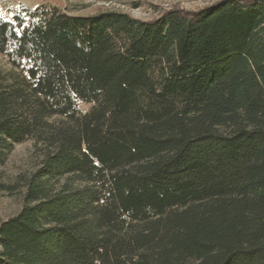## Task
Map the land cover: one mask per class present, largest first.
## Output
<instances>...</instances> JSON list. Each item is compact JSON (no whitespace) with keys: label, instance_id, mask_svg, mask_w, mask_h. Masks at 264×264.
I'll return each instance as SVG.
<instances>
[{"label":"trees","instance_id":"obj_1","mask_svg":"<svg viewBox=\"0 0 264 264\" xmlns=\"http://www.w3.org/2000/svg\"><path fill=\"white\" fill-rule=\"evenodd\" d=\"M23 11L0 18V164L30 138L42 159L0 264H264V0Z\"/></svg>","mask_w":264,"mask_h":264},{"label":"rangeland","instance_id":"obj_2","mask_svg":"<svg viewBox=\"0 0 264 264\" xmlns=\"http://www.w3.org/2000/svg\"><path fill=\"white\" fill-rule=\"evenodd\" d=\"M215 1L217 0H0V18L13 20L17 13L25 14L23 11L25 8L32 9L41 3H47L73 14H95L103 10H121L136 18L151 20L158 17L162 11L174 6L196 9ZM0 65L4 68H11L4 53H0ZM80 107L87 110L90 105L81 103ZM41 159L42 154H40L39 147L35 140L30 138L17 143L5 162L0 164V185H6L5 187L0 186V223L22 208L23 197L19 190L22 185L19 182V176L33 171ZM13 184L15 187H10Z\"/></svg>","mask_w":264,"mask_h":264},{"label":"snow or ice","instance_id":"obj_3","mask_svg":"<svg viewBox=\"0 0 264 264\" xmlns=\"http://www.w3.org/2000/svg\"><path fill=\"white\" fill-rule=\"evenodd\" d=\"M17 34H21V33H17Z\"/></svg>","mask_w":264,"mask_h":264}]
</instances>
